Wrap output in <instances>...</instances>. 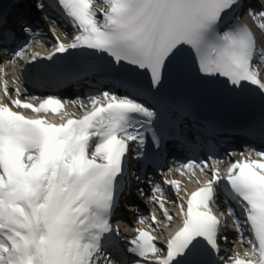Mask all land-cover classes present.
<instances>
[{
    "label": "snow or ice",
    "instance_id": "1",
    "mask_svg": "<svg viewBox=\"0 0 264 264\" xmlns=\"http://www.w3.org/2000/svg\"><path fill=\"white\" fill-rule=\"evenodd\" d=\"M36 7L58 9L75 34L65 43L50 27L56 41L51 51L32 52L25 44L9 63L28 57L29 64L43 59L59 65L63 54L79 55L111 82L84 100L51 95L22 100L19 76L11 91L9 81L0 79L8 101L0 102V264H264V149L240 152L242 158L224 173L211 157V164L195 159L179 164L177 171L197 183L195 170L208 174L210 169V178L187 198L180 195L179 180L165 175L157 182L143 166L134 177L130 172L133 161H148L149 150L165 145L156 102L173 80L219 83L230 101L251 89L264 105V71L254 63L257 57L264 62V47L236 15L247 8L264 32V0L258 8L244 0H49L47 5L40 0ZM3 25L0 17V40L14 39ZM31 31L22 25L21 32ZM41 71L69 82L77 78L59 67ZM68 104L82 115L70 113ZM19 108L58 113L61 122L26 116ZM133 179L140 196L145 195L140 183L151 186L149 202L166 226L175 218L166 203L179 201L180 226L162 243L153 234L161 231L154 211L139 223L151 220L155 227H138L131 239L122 240L112 222L121 198L131 195ZM163 185L176 200H166ZM216 185L242 214L241 219L227 207L239 241L250 246L243 256L221 255L228 236L226 218L212 208Z\"/></svg>",
    "mask_w": 264,
    "mask_h": 264
},
{
    "label": "bare ground",
    "instance_id": "2",
    "mask_svg": "<svg viewBox=\"0 0 264 264\" xmlns=\"http://www.w3.org/2000/svg\"><path fill=\"white\" fill-rule=\"evenodd\" d=\"M17 68H20V69H17ZM17 68L15 69L11 79H13V77H15V76H19L21 81L25 82V80L27 78V75H29V73L25 72V71H22L21 70V66H19ZM0 102H1V97H0ZM182 185H183V191L188 190V188L190 187V183H188V182H182ZM165 227H167V228H164V227L162 228V226H161V231H157V237L156 238H158L157 241L160 242V243L164 241L163 236H166L167 235V231L170 230L169 226H165ZM225 246H227V244H225Z\"/></svg>",
    "mask_w": 264,
    "mask_h": 264
}]
</instances>
